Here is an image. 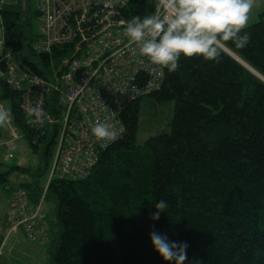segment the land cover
<instances>
[{
	"label": "trees",
	"instance_id": "16d2710c",
	"mask_svg": "<svg viewBox=\"0 0 264 264\" xmlns=\"http://www.w3.org/2000/svg\"><path fill=\"white\" fill-rule=\"evenodd\" d=\"M156 4L129 0L122 16L126 21L144 17ZM2 16L6 45L22 66L44 75L51 59L63 57L56 51L51 57L34 52L32 0L4 7ZM246 31L250 42L243 49L229 44V51L264 78V11ZM179 64L175 72L165 70L158 91L126 109L124 136L100 154L87 178L49 182L38 219L49 243L34 245L23 236L43 249V264H165L151 245L153 230L169 242L187 243L185 264H264V82L226 52L219 63L181 57ZM143 100L174 108L169 131L138 144ZM0 102L9 105L38 158L35 168L9 166L0 182L15 173L29 176L5 190L9 198L12 189L26 190L35 207L44 194L42 179L51 171L59 125L28 124L19 95L3 82ZM47 107L58 114L53 99ZM4 133L0 128V139ZM161 199L169 206L153 221ZM45 202L53 205L49 214L43 213ZM6 235H0V255Z\"/></svg>",
	"mask_w": 264,
	"mask_h": 264
},
{
	"label": "built area",
	"instance_id": "2783aa9c",
	"mask_svg": "<svg viewBox=\"0 0 264 264\" xmlns=\"http://www.w3.org/2000/svg\"><path fill=\"white\" fill-rule=\"evenodd\" d=\"M17 2L0 0V83L19 95L24 115L27 116V106L39 104L48 114L44 124L59 125L49 182L54 178L85 179L100 154L124 136L122 114L132 103L162 87L166 69L161 73L140 57L135 46L128 45L121 22L126 21L122 11L129 0H32L37 12L34 52L49 57L54 51L63 53L59 61L51 59L48 73H33L6 45L2 10ZM43 67L39 64L42 71ZM52 99L57 104V115L48 111L47 103ZM97 120L124 131L105 145L91 134V126ZM4 131L0 148L4 150L3 162H9L15 152L14 144L22 135L13 116ZM47 187L35 207L26 190L10 191L13 215L2 247L17 232L31 244L49 243L48 232L38 223Z\"/></svg>",
	"mask_w": 264,
	"mask_h": 264
},
{
	"label": "clouds",
	"instance_id": "9594fccd",
	"mask_svg": "<svg viewBox=\"0 0 264 264\" xmlns=\"http://www.w3.org/2000/svg\"><path fill=\"white\" fill-rule=\"evenodd\" d=\"M257 0H157L156 9L144 17L122 21L129 46H135L140 57L158 68L175 72L181 57H194L219 63L229 44L243 49L250 42L246 26ZM28 123L43 125L48 118L42 105L26 107ZM11 111L0 104V128L11 124ZM121 127L97 120L91 134L105 145L123 133ZM166 200L155 204L151 219L156 221L168 208ZM150 241L154 251L165 264H185L187 243L169 242L167 237L153 230Z\"/></svg>",
	"mask_w": 264,
	"mask_h": 264
},
{
	"label": "rangeland",
	"instance_id": "374dc122",
	"mask_svg": "<svg viewBox=\"0 0 264 264\" xmlns=\"http://www.w3.org/2000/svg\"><path fill=\"white\" fill-rule=\"evenodd\" d=\"M264 11V0H257V3L251 12V19L248 26L253 25L259 21L260 14ZM37 28V23H36ZM5 104H7L5 102ZM3 104L4 106H6ZM8 107V106H7ZM10 108V107H8ZM173 103L168 104H151L148 100H143L141 104L140 116H139V134H138V144L144 143L149 137L157 135L160 132L169 131V122L173 114ZM15 148L12 159L9 162H3V152L4 150L0 148V173L5 172V170L11 165H19L26 168H35L38 164V158L32 153L31 149L28 147L26 140L23 135L15 142ZM56 151V150H55ZM55 158V154L52 160V164ZM51 164V168H52ZM50 168V170H51ZM50 174V173H49ZM49 174L42 179V185L46 186L49 184ZM30 177L25 175H20L18 173L12 174L6 183L0 182V235L4 233L3 223L6 216L13 214V210L10 208V198L5 187L14 188L18 186L21 182L29 181ZM53 208L51 203L44 204L43 210L44 214L50 212ZM42 260V259H41ZM7 264H11L6 261ZM42 264V263H40Z\"/></svg>",
	"mask_w": 264,
	"mask_h": 264
},
{
	"label": "crops",
	"instance_id": "0c3cea01",
	"mask_svg": "<svg viewBox=\"0 0 264 264\" xmlns=\"http://www.w3.org/2000/svg\"><path fill=\"white\" fill-rule=\"evenodd\" d=\"M9 217L6 216L3 223L4 233L1 234L2 236H5L7 233ZM42 251V248L35 247L24 241L21 232H17L8 238L0 255V262L6 263V261H9L12 263V261H16L23 264H43Z\"/></svg>",
	"mask_w": 264,
	"mask_h": 264
},
{
	"label": "water",
	"instance_id": "95a60500",
	"mask_svg": "<svg viewBox=\"0 0 264 264\" xmlns=\"http://www.w3.org/2000/svg\"><path fill=\"white\" fill-rule=\"evenodd\" d=\"M226 53H228L234 60H236L237 62H239L241 65H243L246 69H248L250 72H252L253 74H257L256 72H253V70H251L249 67H247V66H245V64L238 58V57H236V56H234L233 54H231L230 52H229V50H226L225 51ZM257 76V75H256ZM258 77V76H257ZM261 79V78H260ZM263 82H264V80L263 79H261Z\"/></svg>",
	"mask_w": 264,
	"mask_h": 264
},
{
	"label": "bare ground",
	"instance_id": "6f19581e",
	"mask_svg": "<svg viewBox=\"0 0 264 264\" xmlns=\"http://www.w3.org/2000/svg\"><path fill=\"white\" fill-rule=\"evenodd\" d=\"M231 54H233L234 56H236L234 53H232L231 51H229ZM237 57V56H236ZM239 58V57H238ZM240 59V58H239ZM241 60V59H240ZM242 61V60H241ZM243 62V61H242ZM244 63V62H243ZM245 64V66H247V67H249L251 70H253L250 66H248L246 63H244ZM253 72H256L255 70H253ZM257 73V72H256ZM259 78H261V79H263L264 80V78L260 75V74H256ZM118 142V141H117ZM50 173V172H49ZM49 177V176H48Z\"/></svg>",
	"mask_w": 264,
	"mask_h": 264
}]
</instances>
